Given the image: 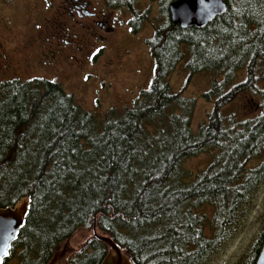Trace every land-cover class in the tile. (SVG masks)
I'll list each match as a JSON object with an SVG mask.
<instances>
[{"label":"trees","instance_id":"16d2710c","mask_svg":"<svg viewBox=\"0 0 264 264\" xmlns=\"http://www.w3.org/2000/svg\"><path fill=\"white\" fill-rule=\"evenodd\" d=\"M159 1L167 20L149 41L150 86L122 117L111 111L99 119L57 81L0 83V207L31 199L2 264H46L78 229L94 224L135 264H201L264 179V159L248 167L264 157V0H227V11L201 28L175 26L168 18L175 0ZM185 58L190 73L215 76L206 93L216 98L215 108L197 132L189 115L151 124L172 103L187 111L186 98L168 81ZM243 70L247 79L231 83ZM245 91L261 93V113L225 116ZM205 150L216 151L214 160L186 182L182 163ZM203 205L214 210L213 235L204 231ZM263 240L264 231L244 264H255ZM107 250L93 236L69 264H101Z\"/></svg>","mask_w":264,"mask_h":264},{"label":"rangeland","instance_id":"374dc122","mask_svg":"<svg viewBox=\"0 0 264 264\" xmlns=\"http://www.w3.org/2000/svg\"><path fill=\"white\" fill-rule=\"evenodd\" d=\"M84 1L0 0V83L34 78L57 81L82 108L99 119L111 111L122 117L127 109L136 106L142 91L150 86L155 63L149 41L155 29L164 25L167 18L155 0H129L133 9L141 14L138 17L140 24L135 27L138 31L134 34L128 29L120 31L113 41H109L110 47L93 60L88 58L91 51L86 46H101L100 41L95 39L93 30H86L77 23L72 25L74 19H81L75 7L81 13L91 8L85 7ZM94 5L98 9L103 8L102 0H94ZM117 15L125 18L119 12ZM187 60L185 58L179 63L168 78L172 93L186 98L187 111H180V103H172L166 108V114L151 124H168L174 114L189 115L192 128L197 132L208 122L216 98L212 96L209 99L206 93L212 89L215 76L209 71L190 73ZM223 77L219 76L220 79ZM246 79L247 73L243 70L231 83ZM259 87L264 88L263 84ZM261 97L260 92L240 93L223 114L237 120L258 116ZM153 127L151 133L154 134ZM215 156V150H205L187 157L181 165L185 181L193 180L212 163ZM263 159L253 158L248 167L259 165ZM198 211L206 214L205 233L213 235L214 230L209 223L213 208L203 205ZM235 214L227 235L201 264H244V257L264 231V179L253 190L249 201L238 206ZM98 233L101 234L99 230ZM93 236V229H78L58 249L67 250L60 264H69ZM16 262V259L11 261L12 264Z\"/></svg>","mask_w":264,"mask_h":264},{"label":"water","instance_id":"95a60500","mask_svg":"<svg viewBox=\"0 0 264 264\" xmlns=\"http://www.w3.org/2000/svg\"><path fill=\"white\" fill-rule=\"evenodd\" d=\"M227 8V0H176L170 4V15L172 22L182 28L190 26L201 28L212 22L216 17L224 14ZM30 205L31 199L26 196L13 205L0 207V225L8 224L15 229L12 235L17 238L21 228L26 223ZM93 232L97 239L108 246L107 253L103 257L101 264H135L123 248L110 236L98 233L96 224H94ZM6 236H9L7 232L0 231V247H3ZM15 239L10 237L7 239V243L10 246L9 250ZM66 252V249L57 250L46 264H60ZM5 258L0 255V264L3 263ZM255 264H264V240Z\"/></svg>","mask_w":264,"mask_h":264},{"label":"flooded vegetation","instance_id":"af4514ba","mask_svg":"<svg viewBox=\"0 0 264 264\" xmlns=\"http://www.w3.org/2000/svg\"><path fill=\"white\" fill-rule=\"evenodd\" d=\"M155 1L159 2L161 6L159 0H155ZM172 2H170V4ZM170 4L168 6L169 9L168 18L172 22L170 15ZM93 5H94V0H85L84 6L91 8L87 9L82 13L76 9L77 7H75L74 10L77 11L78 16L81 19L80 20L74 19L75 23L72 25L74 26L77 23L78 25L80 24L81 27L86 30H93V33L95 35L93 33L92 34L94 35L95 39L100 41L99 43L101 46L95 47V45L93 44L86 46V49H88V51H91L90 52L91 54H89L88 58L90 59L93 58L94 60L95 58L97 59L101 54H103L106 48L110 47L109 44L111 43H109V41H113V39H115V37L118 36V33L120 31L124 29L125 30L128 29L133 34L136 33L138 30L137 29L135 30V27H137L138 24H140V20L138 19V17L141 16V14L137 13L135 9H133L129 0H102L103 8L101 9H98L95 5L94 6ZM117 12L124 15L125 18L122 19L119 15H117ZM174 25L177 26L178 24H174ZM90 47L91 49H89ZM96 49H100L99 52H96ZM117 57L120 58L121 55H118Z\"/></svg>","mask_w":264,"mask_h":264},{"label":"snow or ice","instance_id":"6c2138e0","mask_svg":"<svg viewBox=\"0 0 264 264\" xmlns=\"http://www.w3.org/2000/svg\"><path fill=\"white\" fill-rule=\"evenodd\" d=\"M100 49H96V52H99ZM0 231L7 232L9 236L5 237V242L3 244V247H0V255H3L4 257H7L9 254V245L7 243V239L10 237L12 239H15L16 237L12 235L15 232V229L11 228L8 224L0 225Z\"/></svg>","mask_w":264,"mask_h":264}]
</instances>
